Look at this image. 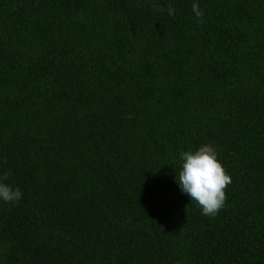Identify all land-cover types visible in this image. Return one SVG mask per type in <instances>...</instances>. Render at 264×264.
<instances>
[{
  "label": "trees",
  "instance_id": "16d2710c",
  "mask_svg": "<svg viewBox=\"0 0 264 264\" xmlns=\"http://www.w3.org/2000/svg\"><path fill=\"white\" fill-rule=\"evenodd\" d=\"M0 168V264H264V0H0Z\"/></svg>",
  "mask_w": 264,
  "mask_h": 264
},
{
  "label": "clouds",
  "instance_id": "9594fccd",
  "mask_svg": "<svg viewBox=\"0 0 264 264\" xmlns=\"http://www.w3.org/2000/svg\"><path fill=\"white\" fill-rule=\"evenodd\" d=\"M192 11L199 22L204 15L199 3H193ZM175 12L169 6L168 14L174 16ZM180 157L182 165L176 179L182 192L201 208L202 214L216 216L224 207L227 188L232 183V177L219 160L217 150L211 144H204L195 151H181ZM9 175L10 171L0 168V200L19 202L23 192L4 182Z\"/></svg>",
  "mask_w": 264,
  "mask_h": 264
}]
</instances>
